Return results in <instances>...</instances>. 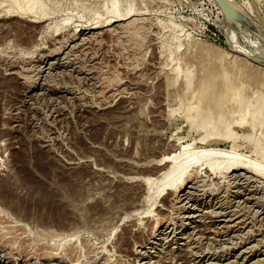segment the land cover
Wrapping results in <instances>:
<instances>
[{
  "label": "rangeland",
  "instance_id": "obj_1",
  "mask_svg": "<svg viewBox=\"0 0 264 264\" xmlns=\"http://www.w3.org/2000/svg\"><path fill=\"white\" fill-rule=\"evenodd\" d=\"M233 1L0 0V264H264V177L204 164L154 207L143 182L185 144L264 168V0Z\"/></svg>",
  "mask_w": 264,
  "mask_h": 264
},
{
  "label": "bare ground",
  "instance_id": "obj_2",
  "mask_svg": "<svg viewBox=\"0 0 264 264\" xmlns=\"http://www.w3.org/2000/svg\"><path fill=\"white\" fill-rule=\"evenodd\" d=\"M4 1V0H3ZM35 1H37V0H13V2H14V4H15V7L19 10V11H21V13L23 12H31V13H35V10H34V7H36V3L37 2H35ZM228 1V3L230 4V12H229V15L231 16V15H236L234 18H232L231 20H233V21H236V22H240V20H241V18H242V15L241 14H239L241 11H240V9H239V7H238V5L233 1V0H227ZM24 3V4H23ZM37 4H39V3H37ZM41 6V5H40ZM117 8V7H116ZM36 9V8H35ZM250 9H252V8H250ZM17 10V11H18ZM8 12H11V11H8ZM42 12V11H41ZM41 12H37V13H40V15H42V16H46V15H48L46 12H43V13H41ZM36 13V14H37ZM44 13H46V14H44ZM128 14H125V15H123V14H121V13H118L117 11H115V12H113V14H112V16H110L111 18L110 19H108V21H105V22H103L102 24H103V26H105L106 25V22H107V24L109 25V26H113L114 24H116V23H120V22H122V21H124L125 19V17L127 16ZM41 17V16H40ZM38 18H39V16H38ZM37 20V19H36ZM35 21V20H34ZM67 21H69V19H65V23H68ZM131 23V22H130ZM102 24H101V26H102ZM129 24V23H128ZM127 24V25H128ZM125 25V24H124ZM58 26H60V25H58ZM58 26H56V30L55 31H58L59 29H60V27H58ZM86 26V25H85ZM100 26V25H99ZM91 28V27H90ZM98 28H100V27H98ZM119 28V27H118ZM138 28V27H137ZM136 28V29H137ZM92 29H96V27L95 28H92ZM101 29V28H100ZM121 29H124V27L123 28H121ZM88 30V29H87ZM122 31H124V30H122ZM138 31V30H137ZM116 33L117 31H116V29L114 28V29H110V34H113V33ZM114 33V34H115ZM125 33H126V31H125ZM135 33V32H134ZM137 33V32H136ZM123 34H124V32H123ZM125 35V34H124ZM122 36V35H121ZM127 36V35H126ZM128 37V36H127ZM124 38H125V36H124ZM133 39V38H132ZM253 51H251L250 53H244V52H240L241 54H247L248 56H251L252 58H254V59H258V56H259V54H256V53H252ZM239 53V52H238ZM247 56V57H248ZM262 56H264V54L262 55ZM262 60H263V58H262ZM264 61V60H263ZM180 73V72H179ZM230 83H232V82H229V83H227V88H226V93H225V95H226V97L227 98H229V100H236V103L238 102V96H240V95H237V94H239V92H240V90L242 89V85H239V87L238 88H236L234 85H232V86H229L230 85ZM207 84V83H206ZM214 85V84H213ZM212 85V86H213ZM226 85V84H225ZM224 85V86H225ZM241 86V87H240ZM110 88V87H109ZM209 89V88H208ZM208 89H206V86H202V87H199V88H197V89H192V91H191V98L193 99V100H195L194 101V103H192L189 107H188V105H187V107H188V110H194V109H196V110H200V109H202V107L204 106V102L209 98V94H208V92H207V90ZM107 90H110V89H106V91ZM186 91H184L183 93L185 94L188 90H191V82L190 81H188V83H187V86H186V89H185ZM213 92L211 93V95H213L214 97L215 96H217V94H218V96H219V93H218V88H217V85L215 86H213ZM105 91V92H106ZM109 93V92H108ZM115 93V92H114ZM241 93V92H240ZM128 94V93H127ZM110 95H112V93L110 94ZM234 95H235V97H234ZM242 95V94H241ZM222 96H224V95H222ZM243 96V95H242ZM234 97V98H233ZM110 98V97H109ZM112 98V97H111ZM221 98H223V97H221ZM226 99V98H225ZM241 99H242V97H241ZM240 99V100H241ZM109 101V100H108ZM111 102V101H110ZM109 102V103H110ZM228 102H230V101H228ZM190 103V102H189ZM224 103V102H223ZM108 105V104H107ZM239 105V104H238ZM209 106V105H208ZM225 107V106H224ZM244 107V106H243ZM207 108V107H206ZM230 108H231V106H230ZM240 108H242V106L240 105ZM240 108L239 107H237L236 108V111H239L240 110ZM246 108V107H245ZM228 108H226V110H227ZM247 109V108H246ZM246 109H244V113H242L243 111H240L241 113V115H236L237 117H240V118H237L238 120L235 122V126L234 127H243L244 125H245V123H247L246 122V120H247V116H248V114L246 115ZM206 110V109H205ZM209 110V109H208ZM234 110V109H233ZM243 110V109H242ZM210 111V110H209ZM231 111L232 110H230V114H232L231 113ZM203 112V111H202ZM247 112H248V110H247ZM196 113H197V111H196ZM204 113V112H203ZM206 113H207V111H206ZM205 113V114H206ZM209 113V112H208ZM207 113V114H208ZM225 113V112H224ZM227 113V112H226ZM236 113V112H235ZM261 113H262V108H261V106H259L255 111H254V113H249V116H250V118L252 119V121L255 119V120H259V119H257L258 117L260 118V115H261ZM198 114V113H197ZM229 114V113H228ZM227 114V115H228ZM251 114V115H250ZM226 115V114H225ZM196 116V115H195ZM230 116V115H229ZM232 116H233V114H232ZM211 117H212V115H211ZM211 117L209 118V117H207V118H209V122H210V119H211ZM219 118L217 119V122L218 123H222V117L223 118H225L226 116H224V114L223 115H220V116H218ZM195 118V117H194ZM213 118V117H212ZM251 119L249 120V121H251ZM262 119V118H261ZM19 120V119H18ZM187 120H190L189 119V117H188V119ZM191 120H192V116H191ZM235 120V119H234ZM254 120V121H255ZM263 120V119H262ZM205 121V120H204ZM206 121H208V119L206 120ZM206 121H205V125H201V126H203V128H206V127H208L207 125L209 124L208 122L206 123ZM214 121V120H213ZM224 121V120H223ZM251 121V122H252ZM253 121V123H255ZM260 122H259V124L261 123V122H264V120L263 121H261V120H259ZM227 122H230V121H227ZM226 122V123H227ZM234 122H233V124H234ZM257 123H258V121H256ZM16 123V122H15ZM193 123V122H192ZM212 123V122H211ZM252 123V124H253ZM256 123V124H257ZM251 124V123H250ZM218 125V127L215 129V131L217 132V130H219L220 129V127L221 126H219L220 124H217ZM224 125H226L225 123H224ZM248 125H249V123H248ZM253 125H255V124H253ZM253 125H250V127H252V129H253ZM258 125V124H257ZM256 125V126H257ZM198 127H200V126H198ZM226 127V126H225ZM231 127V126H230ZM227 128V127H226ZM256 128V127H255ZM224 130V129H223ZM226 130V129H225ZM214 133L215 135L214 136H216V135H218L219 133ZM218 132H220V130L218 131ZM224 132V131H223ZM226 132H228V131H226ZM222 133V132H221ZM251 133H252V131H251ZM226 134V133H225ZM236 135H235V133H234V130H231L230 132H228V134L226 135V138H228L229 139V141H231V142H234V139H236V137H235ZM206 137V136H205ZM204 136L202 137V138H200V141L201 142H204L205 140H206V138H205ZM244 137V136H243ZM253 137V136H252ZM261 137V136H260ZM246 138H248L250 141H251V137L249 138V137H247L246 136ZM245 138V139H246ZM255 138V137H254ZM227 139V140H228ZM247 139V140H248ZM248 140V141H249ZM253 141V144L256 146V145H259V143H258V140L260 141L261 139H257V137H256V139H252ZM246 141V140H245ZM262 143V142H261ZM260 146V145H259ZM259 148V147H258ZM254 149V148H253ZM260 149H263V147H262V145H261V147H260ZM215 149H213V148H205V147H203V148H200V149H198V150H194L193 148H192V144H185V145H181V148H179V151H177L175 154L173 153L171 156H170V154H169V156L168 157H165V159L163 160L164 162H162V164H160L159 165V167L157 168H155L150 174L151 175H153V177H149V178H146V180L145 181H143V182H145L147 185H146V187L148 186V196H147V204L148 203H152L151 204V206H153L154 207V205L156 204L155 202H156V200L165 192V190H167L168 191V193H169V195L171 194V193H175V195H177V196H179L178 195V190L179 189H181L183 186H185V184L186 183H189V184H191L192 182L191 181H193L194 179H198L199 177H198V175H197V169H200V168H197V167H199V166H201V165H206V169L208 170V171H214V172H219V173H226V172H228V171H230V170H235V169H242V170H245V171H250L251 173H254V175L256 174V175H260L261 177H264V168L263 167H258L257 165H255L254 163H251V162H248V161H243V160H241V158H240V156L237 154V152H235L234 150H232V151H220V152H218L217 153V151H214ZM258 151H259V149H257ZM256 150V151H257ZM214 151V153L216 154V156H215V159H214V161L212 162V163H209L208 161H209V159L210 158H212V157H210V156H208V154H210V152L212 153ZM219 151V150H218ZM257 151V152H258ZM261 151H263V150H261ZM260 151V152H261ZM214 153H213V155H214ZM256 154V153H255ZM212 155V154H211ZM258 155V154H257ZM263 154H261V157H263L262 156ZM260 156V155H259ZM264 160V159H263ZM209 163H207V162ZM160 163H161V161H160ZM158 166V165H157ZM151 171V170H150ZM12 172V171H11ZM203 172V171H202ZM195 174L197 175V176H195ZM200 176V175H199ZM14 177V176H13ZM198 177V178H197ZM244 178V177H243ZM15 179V178H14ZM200 181V180H199ZM191 182V183H190ZM194 182V181H193ZM203 182V181H202ZM144 183V184H145ZM200 183V182H199ZM143 184V183H142ZM143 184V185H144ZM192 184H194V183H192ZM191 184V185H192ZM235 184V183H234ZM190 188V187H189ZM184 191V190H183ZM182 191V192H183ZM212 192V191H211ZM187 196V195H186ZM50 197V196H49ZM167 197V196H166ZM166 197H163L162 199V201H166V199L164 200V198H166ZM176 198V197H175ZM145 199V200H146ZM174 199V198H173ZM176 200V199H175ZM168 201V200H167ZM180 201V200H179ZM161 202V201H160ZM170 203V202H169ZM176 203V202H175ZM172 204V203H171ZM174 205V204H173ZM228 205V204H227ZM150 208V207H149ZM152 208V207H151ZM150 208V209H151ZM160 208V207H159ZM162 208V207H161ZM171 211V210H170ZM151 211H144L143 213L145 214V213H150ZM167 212V211H166ZM204 212V211H203ZM161 216V215H160ZM255 216V215H254ZM149 217V216H148ZM156 217V216H155ZM158 217V216H157ZM163 219L165 220V218L163 217ZM1 220V219H0ZM156 220V219H155ZM159 221H161L160 219H159ZM238 221V220H237ZM167 223V222H166ZM126 224V223H125ZM130 224V223H129ZM155 224H158L159 225V222L157 223L156 221H155ZM228 225V224H227ZM232 225V224H231ZM130 226V225H129ZM155 226V225H154ZM235 226H237V225H235ZM127 227V226H126ZM227 227V226H226ZM238 227V226H237ZM154 229H155V227H153ZM158 228V227H157ZM217 229V228H216ZM226 229V228H225ZM229 229V228H228ZM11 230V229H10ZM126 230H128V231H126V233H127V235L130 237L131 235H132V232L131 231H129L130 229H126ZM242 230V229H241ZM157 232V231H156ZM1 233V232H0ZM125 233V234H126ZM200 233V232H199ZM12 234V233H11ZM127 235H126V239H127ZM8 236V235H7ZM139 236V235H138ZM192 238V237H191ZM20 239V238H19ZM122 239H125V237H124V235L122 236ZM123 241V240H122ZM135 242V241H134ZM14 244V243H13ZM12 244V245H13ZM26 244V243H25ZM12 247V246H11ZM71 249V248H70ZM69 249V250H70ZM123 250V249H122ZM135 250V249H134ZM16 251V250H15ZM20 251V250H19ZM68 251V250H67ZM39 252V251H38ZM197 252V251H196ZM66 253V252H65ZM64 253V254H65ZM67 253H69V252H67ZM22 254V253H21ZM66 256V255H65ZM68 256V255H67ZM63 257V256H62ZM244 260V259H243ZM235 261V260H234ZM238 264V263H237Z\"/></svg>",
  "mask_w": 264,
  "mask_h": 264
},
{
  "label": "water",
  "instance_id": "obj_3",
  "mask_svg": "<svg viewBox=\"0 0 264 264\" xmlns=\"http://www.w3.org/2000/svg\"><path fill=\"white\" fill-rule=\"evenodd\" d=\"M218 2V4L220 5V7L222 8L223 12L225 14H228L229 13V9H228V6L227 4L225 3V0H216Z\"/></svg>",
  "mask_w": 264,
  "mask_h": 264
}]
</instances>
